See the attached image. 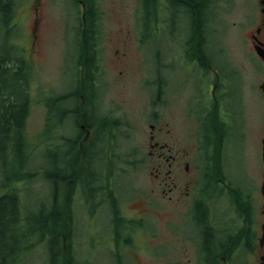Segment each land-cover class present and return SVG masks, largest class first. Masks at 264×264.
Returning <instances> with one entry per match:
<instances>
[{
    "label": "flooded vegetation",
    "instance_id": "af4514ba",
    "mask_svg": "<svg viewBox=\"0 0 264 264\" xmlns=\"http://www.w3.org/2000/svg\"><path fill=\"white\" fill-rule=\"evenodd\" d=\"M259 2L261 15L249 36L254 51L255 45L264 48V0ZM79 4L82 8L80 1ZM224 9L221 0H136V16L147 17L146 23L136 26L152 32L157 48L151 81L154 92L147 100L152 109L147 118L149 130L140 138L139 127L125 113L114 117L106 101L108 82L99 71L93 75L99 81H92V92L83 96L78 88L73 109L69 104L60 106L71 112L58 118V124L52 128L56 134L53 140L52 130L46 131L43 149H59L58 181L51 185L48 201L35 194L37 205H25L33 179L28 165V137L17 158L15 151L4 152L8 158L0 161V206L9 209L4 212L2 222L6 220V228H0V240L8 236L12 239L11 253L18 255L28 249L37 231L35 220L39 223L40 219L45 221L42 230L49 229L50 221L60 225L59 237L65 248L67 233L62 208H66L72 217V248L77 247L76 235L82 237L84 233L93 246L94 241L106 243L110 252L101 248L113 256L116 264H128L140 252L149 254V261L144 264H264V203L261 221L256 219L257 187L249 178L245 187L231 178L243 170L240 156H246V138L242 126L241 73L236 65L224 64V43L212 39L222 31L224 21L220 14ZM36 26L37 21L34 32ZM91 27L97 33L92 37L95 35L101 41V25ZM73 28L77 44V38L84 35L85 23H75ZM216 42L220 65L209 51ZM163 44L171 45L173 51L180 45V55L163 58ZM95 46L98 48L99 43ZM255 55L264 65L256 51ZM187 77H191L194 91L189 90ZM187 91L189 100L185 97ZM49 95L44 94L43 100L46 119ZM100 99L106 106L97 116L95 104ZM29 102L30 113L31 93ZM166 105L173 108L170 122L165 123V127H170L168 136L162 135L159 123ZM71 117L72 122H67ZM33 172H37L36 177L39 175L38 170ZM44 175L46 178V171L41 172V177ZM263 183L259 191L264 202ZM129 206L145 212L129 216ZM105 207V232L101 234L90 223ZM52 208H57L56 219L51 217ZM76 210L86 218L81 233L74 218ZM81 264L92 263L83 260Z\"/></svg>",
    "mask_w": 264,
    "mask_h": 264
},
{
    "label": "rangeland",
    "instance_id": "374dc122",
    "mask_svg": "<svg viewBox=\"0 0 264 264\" xmlns=\"http://www.w3.org/2000/svg\"><path fill=\"white\" fill-rule=\"evenodd\" d=\"M221 2L225 5V9L220 14L224 24L221 33L217 34L218 36L213 35L212 39H220L224 43L225 50L221 54L222 58L226 59H222L224 64L230 62L236 65L241 73L242 126L246 138V151H244L246 156L244 158L240 156L243 170L239 176H236V172L234 176L231 175V178H235L243 187L247 186L249 178L257 187L256 219L263 221L261 211L264 202L260 197L259 189L263 183L264 173V163L261 160L264 138V95L259 86L264 81V65L256 57L249 41L255 22L261 15V4L259 0H221ZM135 8L136 0H97L99 14L97 23L102 29V39L97 48V60L99 70L108 82L106 101L112 114L115 117L125 113L126 118L139 127L138 137L142 138L149 130L147 118L152 109L148 101L154 92L151 81L154 78L157 63V48L152 40V32L136 26V23H146L147 17L145 15L137 17ZM77 9L78 6L76 8L74 0H15L13 18L16 25L15 35L19 41H22L33 66L29 90L33 96V102L26 122V132L30 145L29 169L38 170L39 175L28 185L25 205L29 207H35L38 203V196L36 197L35 194L41 195L40 198L46 197L48 201L52 192L51 185L57 184L58 181L56 164L59 149L54 146L43 149L37 135L45 131L46 111L43 100L46 96L44 94L47 95L52 91L61 95L76 89L77 80L72 62L77 59L78 53L75 42L77 33L73 28V25L77 23ZM35 21H37L36 32L33 30ZM6 30L7 25L0 21V41L3 40ZM14 41L16 42L17 38ZM217 45V42L212 44L209 51L214 57V62L220 65L222 60L216 52ZM172 54L180 55V45H176L174 51L171 45L161 46L163 58H168ZM177 63L178 61L175 60L174 64ZM170 73L171 71L166 75L169 76ZM187 79L189 90L194 91L191 77ZM188 94L189 91L185 93V97L189 100ZM68 102L73 109L77 100L72 98ZM105 106L106 103L102 99L96 102L97 116L101 115ZM164 108L159 123L162 127V135L168 136L170 127H165V123L170 122V112L173 108L169 105ZM72 120L73 117L67 122ZM191 142L195 144V140ZM232 161L233 157L228 156L229 166ZM42 171H46V178L45 175L41 177ZM107 211L108 207H105L102 213L90 223L91 228L98 233L105 232L104 216ZM140 212L145 211L137 206H129L126 209L129 216H138ZM74 214L75 220L79 223L76 225L79 226L81 233L82 224L85 223L86 218L78 210ZM150 216L154 218L152 214ZM188 227L187 230L190 232ZM81 235L82 237L76 235L74 245L77 242V247L72 248L77 264H81L83 260H91L92 264H116L113 256L101 248L104 247L110 252L106 243L94 241L96 246H93L84 233ZM70 246L72 247L71 241ZM47 252V244L37 243L19 264H47ZM129 261L128 264H144L149 261V254L140 252L137 259L131 257ZM153 263H155L154 260Z\"/></svg>",
    "mask_w": 264,
    "mask_h": 264
},
{
    "label": "trees",
    "instance_id": "16d2710c",
    "mask_svg": "<svg viewBox=\"0 0 264 264\" xmlns=\"http://www.w3.org/2000/svg\"><path fill=\"white\" fill-rule=\"evenodd\" d=\"M76 3V19L77 23H85V32L83 36L77 38V59L73 63V72L76 76V89L65 94H56L50 91L49 95V110H47V119L45 121V131L39 133L37 138L43 142L46 136V131H51L52 128L58 124V118L61 119L64 114L71 112V109L61 108V105L69 104L72 98L76 99L78 95V88H81L80 94L85 96V92H92V81H99V78L94 77L95 72H99V61L97 60V48L95 43H100L99 37L92 34L95 31L92 25L97 23L99 18L97 9V0H74ZM79 1L82 3L80 7ZM15 13V0H0V21L7 25V30L2 41H0V161L8 158L4 152L15 151L16 158L19 156L20 148L26 146L27 132L26 122L29 115L28 105L30 104V81L33 72V66L30 63L28 54L22 41H19L16 34V25L13 20ZM138 17V16H137ZM13 34V37H12ZM17 38L15 42L14 39ZM90 41H94V44ZM82 73L81 75H79ZM99 86H96V91ZM94 93V91H93ZM53 95V96H52ZM51 125V129L46 128ZM43 129V130H44ZM55 129L52 130L50 138H55ZM42 146V143L41 145ZM10 147V148H9ZM7 148V150H6ZM9 148V149H8ZM37 172L31 171L30 177L35 178ZM9 206H0V228H6V220L3 221L4 212L8 211ZM64 213V225H66L65 235L66 245L63 248L62 241H60L58 223L49 222L48 230L44 228L45 221L37 220L34 225L37 226V231L34 232L31 245L28 249L18 252L19 254L11 253L14 243L8 237L1 238L0 244L5 245L1 247L0 263L1 264H19L24 257H26L32 248L37 243L43 242L47 244L48 256L47 264H75L72 247L70 246V232L71 213L62 208ZM61 210V211H62ZM51 217L57 218V208L50 210ZM43 226H40V224ZM41 224V225H42ZM37 235V236H36ZM72 243V242H71ZM21 249V248H20ZM24 251H27L24 254ZM10 252V253H5Z\"/></svg>",
    "mask_w": 264,
    "mask_h": 264
},
{
    "label": "water",
    "instance_id": "95a60500",
    "mask_svg": "<svg viewBox=\"0 0 264 264\" xmlns=\"http://www.w3.org/2000/svg\"><path fill=\"white\" fill-rule=\"evenodd\" d=\"M254 49L257 53V55L264 61V48H261L260 45H255ZM262 92L264 93V84L260 86ZM262 160L264 162V138L262 139ZM264 188V183H263Z\"/></svg>",
    "mask_w": 264,
    "mask_h": 264
}]
</instances>
